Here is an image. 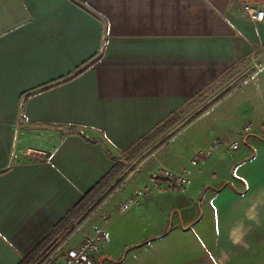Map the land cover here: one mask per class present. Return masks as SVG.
Returning a JSON list of instances; mask_svg holds the SVG:
<instances>
[{
  "label": "crops",
  "instance_id": "obj_1",
  "mask_svg": "<svg viewBox=\"0 0 264 264\" xmlns=\"http://www.w3.org/2000/svg\"><path fill=\"white\" fill-rule=\"evenodd\" d=\"M246 3L264 9V0H0V264H18L119 161L116 177L135 163L142 139L206 89L251 70L194 120L192 146L238 138L245 123L264 121V66L256 68L264 18L250 19ZM240 138L239 149L218 147L190 164L187 199L176 205H161L164 191L145 167L119 188L118 203L148 192L104 217L106 201L69 246L94 226L109 235L114 215L133 208L147 220L142 239L157 236L172 225L169 211L184 219L198 201L214 221L212 234H199L211 246L205 251H264V132ZM152 198L167 214L151 209Z\"/></svg>",
  "mask_w": 264,
  "mask_h": 264
},
{
  "label": "rangeland",
  "instance_id": "obj_2",
  "mask_svg": "<svg viewBox=\"0 0 264 264\" xmlns=\"http://www.w3.org/2000/svg\"><path fill=\"white\" fill-rule=\"evenodd\" d=\"M250 72L251 70L233 81V83L224 85L221 90L218 87L212 90L206 89L192 99L178 115L157 128L146 140L140 143L137 159L132 165L144 160L146 165L144 168L150 167L152 172L163 168H160L159 164H164L174 171H179L183 166L189 167L190 158L197 149V147L192 146L190 143L192 139L189 137L194 120L198 118L199 114L206 112L208 108L221 100L234 86L242 82ZM143 169L133 177H128L126 171H123L117 180L111 182L100 195L96 196V202L91 210L87 214L82 213L69 224L64 233L62 234V231L61 236L56 237L48 245L50 247L41 255L42 258L37 259L33 264H41L49 257H51L52 264L60 263L63 259V253L59 246L63 240L69 235L72 238V234H75L90 215L106 201H110L108 205L110 208L107 207L102 212L104 217L110 212L109 209H112V206L116 208L115 211H118V199L127 187H124L123 184L133 183L134 180H137V177L145 172H143ZM122 187L124 189L119 194L118 190ZM184 188H161L164 191V203H161V205L168 204L165 203V199L175 202V205L181 203V201H186L187 193ZM151 200H153L151 202L152 210H158L161 215L167 214V209H164L161 205L157 207L154 198ZM143 208H145L144 205ZM188 212L191 214L185 216L184 219H180L178 211H169L168 214L171 217L173 216L172 225L166 226L157 236L145 239L144 237L142 239V231L147 224V220L141 218L142 214L139 208H133L124 213H116L109 226V238L102 248V255L106 252L108 256L100 258L101 262L99 264H264V251H205V247L211 246H204L200 241V236L203 237L213 233L214 221L210 220L207 214H202L198 201L194 202L193 209ZM152 220L155 224L158 223V218L153 217ZM137 240L140 241L136 242Z\"/></svg>",
  "mask_w": 264,
  "mask_h": 264
},
{
  "label": "built area",
  "instance_id": "obj_3",
  "mask_svg": "<svg viewBox=\"0 0 264 264\" xmlns=\"http://www.w3.org/2000/svg\"><path fill=\"white\" fill-rule=\"evenodd\" d=\"M243 10L247 13L249 18L254 21H259L264 18V9L261 7H256L253 4L246 3L244 4ZM263 66V61L256 64V68H262ZM256 130L264 132V121L259 123H245L238 138L231 140H214L207 146H199L190 158V164L196 165L199 162H202L218 147L224 146L231 151L239 149L241 144L240 137ZM144 166V160L136 163L135 165H131L126 170L127 176H135L144 168ZM151 174L153 185L158 189H181L185 187L189 181L188 167H183L179 171L163 167L162 169L153 171ZM148 190V186L144 189L135 190L134 193L119 202V208L122 210L130 208L138 201L139 197L144 195L145 192H148ZM108 238V232L102 226H94L90 232H84L81 240L73 246H69L71 236L67 237L59 246V248H61V252L63 253V259L58 264H99L101 262L100 258L102 256V248ZM41 264H52L51 257Z\"/></svg>",
  "mask_w": 264,
  "mask_h": 264
},
{
  "label": "trees",
  "instance_id": "obj_4",
  "mask_svg": "<svg viewBox=\"0 0 264 264\" xmlns=\"http://www.w3.org/2000/svg\"><path fill=\"white\" fill-rule=\"evenodd\" d=\"M171 119V118H170ZM170 119L166 120L164 123H162L160 126L164 125L166 122H168ZM158 126L157 128H160ZM156 128V129H157ZM155 129V130H156ZM154 130V131H155ZM152 131V133L154 132ZM150 133V135L152 134ZM150 135L146 136L142 141L146 140ZM140 141L135 149L137 150L140 143ZM123 168L122 161H119L118 165L114 167V169L108 173L104 178H102L96 186L87 194H85L82 199L78 202V204L64 217L62 222L56 227L47 237H45L36 248H34L28 255H26L18 264H32L34 263L38 258L41 259L40 256L41 253L46 249V247L58 236V234L63 231V229L67 228L69 224L73 222V219L77 216H80L82 213L87 214L93 204L96 202V196L100 195L104 189L109 186V184L117 180L118 177H116ZM76 217V218H77Z\"/></svg>",
  "mask_w": 264,
  "mask_h": 264
}]
</instances>
